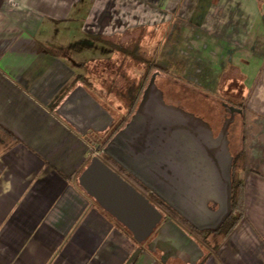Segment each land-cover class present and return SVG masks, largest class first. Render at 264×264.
I'll use <instances>...</instances> for the list:
<instances>
[{"label":"crops","instance_id":"obj_1","mask_svg":"<svg viewBox=\"0 0 264 264\" xmlns=\"http://www.w3.org/2000/svg\"><path fill=\"white\" fill-rule=\"evenodd\" d=\"M155 35L175 84L242 107L243 216L214 251L152 198L186 235L137 242L78 182L101 136L55 113L77 84L109 104ZM0 264H264V0H0Z\"/></svg>","mask_w":264,"mask_h":264},{"label":"water","instance_id":"obj_2","mask_svg":"<svg viewBox=\"0 0 264 264\" xmlns=\"http://www.w3.org/2000/svg\"><path fill=\"white\" fill-rule=\"evenodd\" d=\"M151 73L127 121L100 150L196 230L218 228L230 214L232 155L227 130L239 108L224 104L229 116L214 135L201 116L167 103ZM55 113L77 133H99L113 116L81 85H75ZM83 189L143 243L159 226L186 233L164 211L98 155L78 176ZM169 225V226H167ZM156 236V237H157Z\"/></svg>","mask_w":264,"mask_h":264},{"label":"rangeland","instance_id":"obj_3","mask_svg":"<svg viewBox=\"0 0 264 264\" xmlns=\"http://www.w3.org/2000/svg\"><path fill=\"white\" fill-rule=\"evenodd\" d=\"M153 37V43L148 44L146 43V46H143L140 48V51L136 53V59L129 60L125 59L122 61L120 60L119 63L125 64V67L123 66L121 68V72L123 74V77L125 79V84L122 83L117 85L113 84L110 88V90H120V92L125 91L126 83H129L130 81L135 80L138 76L142 75L145 71L147 60L153 56V49L156 47L155 43L157 42L160 37L159 35L152 36ZM96 49L92 52L93 56L96 55ZM98 54V53H97ZM92 57V56H91ZM105 63H115L113 61H105ZM133 63L138 64L140 67L132 68ZM136 75V76H135ZM121 77L120 79H122ZM137 80V79H136ZM104 86H108V80L105 79L103 81ZM155 82L158 84L159 88L163 91L164 99L167 103H172L176 105H180L183 108L194 112L196 115L202 116L205 120H207L210 123L211 128H214L215 133L219 130L222 122L227 118L228 111L226 110L224 104H234L238 101V99L231 100L226 99L224 97H217V98H210V97H203L202 95L198 94L195 91H192L191 89L177 85L172 81L169 76L158 73L155 77ZM121 94V93H120ZM118 95L117 93H111L109 96L112 98V100L109 102V104H104L101 101V104H104V106L109 109V111L114 114L115 121L122 116L124 113H126L128 108V101L123 99L122 96ZM100 100V99H99ZM113 101V102H112ZM119 109H118V108ZM242 129V120L240 115L237 113L234 115L233 120L228 125L227 130V139H228V147L229 151L232 154L234 150L236 149V146H238L240 134ZM101 138L104 137L103 133L99 134ZM203 247L207 248V246L203 243H201Z\"/></svg>","mask_w":264,"mask_h":264},{"label":"trees","instance_id":"obj_4","mask_svg":"<svg viewBox=\"0 0 264 264\" xmlns=\"http://www.w3.org/2000/svg\"><path fill=\"white\" fill-rule=\"evenodd\" d=\"M136 53L130 48L126 50V59L134 60L136 59ZM150 70L158 71L160 74H164L169 76L167 71L154 63L152 58L147 60L146 68L144 73L142 74L141 82H137V80L130 81L126 83L124 93H119L123 99L128 101V106L134 107L137 103V98L144 86L146 78ZM172 80V77H169ZM158 85V84H157ZM202 117V116H201ZM120 122L119 120L117 123ZM120 123L110 129L109 133L106 137H104L100 142L103 144L107 139H109L117 130ZM101 157L105 160L109 166H111L117 173L120 175L125 174L133 183L138 184L144 191H148L139 181L133 178L131 175L127 174L118 164H116L113 160L107 157L105 154L101 153ZM243 169V149L240 148L235 154L232 155L231 169H230V181H231V197H230V214L225 219V221L216 229H207V230H196L189 223H187L182 217H180L176 212H174L170 207H168L163 201H161L154 194L149 192L153 202L161 207V209L165 210L171 217L177 219L180 225L184 226L186 229L192 231L199 241L207 246L209 250H216L220 243L224 240L226 235L233 229V227L239 222V220L243 216V180L241 177V170Z\"/></svg>","mask_w":264,"mask_h":264},{"label":"flooded vegetation","instance_id":"obj_5","mask_svg":"<svg viewBox=\"0 0 264 264\" xmlns=\"http://www.w3.org/2000/svg\"><path fill=\"white\" fill-rule=\"evenodd\" d=\"M153 72H157V74H158V71L150 70L149 73H148V76H147V78H146V81H145L144 85L146 84V82H147L149 76L151 75V73H153ZM157 74H156V76H157ZM141 78H142V75H140L139 83L141 82ZM143 87H144V86H143ZM142 89H143V88H142ZM141 91H142V90H141ZM140 94H141V92H140ZM140 94H139V96H140ZM139 96H138V98H137V102H138ZM136 105H137V103L135 104L134 107H128L126 113H124L122 116H120V117L117 119V121H118V120L120 121V122H118V123H117V121H115V117H114V115L111 113L112 116H113V123H112V125H111L110 127H108L105 131H103V132H99V134H100V133H103V134H104V137H106L107 134L109 133L110 129L113 128L114 126H116L117 124L120 123L119 127L117 128V130H118L120 127H122L123 124H124V123L127 121V119L130 117V115L132 114V112L134 111ZM227 105H232V106L237 107V108L240 109V111L234 112V115L237 114V113L240 115V114L242 113V107L239 106L238 104L236 105V104H230V103H228ZM227 111H228V110H227ZM227 113H228V115H229V112H227ZM117 130H116V131H117ZM212 130H213V133L216 134L215 131H214V128H213V127H212ZM88 134H89L90 136H91V135H93V136L98 135L97 133H95V132H93V131L88 132ZM104 137H103V138H104ZM103 138H101V139H103ZM97 144H102V143L99 141ZM97 144H96V145H97ZM121 176H122L123 178H125L128 182L130 181V183H131L133 186L135 185L134 187H137V189L141 190L145 195H147V197H148L149 199L151 198V195L149 194L150 191H149V192H148V191H144V190H143L138 184L133 183V181H131V179H129L125 174H122Z\"/></svg>","mask_w":264,"mask_h":264},{"label":"built area","instance_id":"obj_6","mask_svg":"<svg viewBox=\"0 0 264 264\" xmlns=\"http://www.w3.org/2000/svg\"><path fill=\"white\" fill-rule=\"evenodd\" d=\"M90 148H93V146H91Z\"/></svg>","mask_w":264,"mask_h":264}]
</instances>
